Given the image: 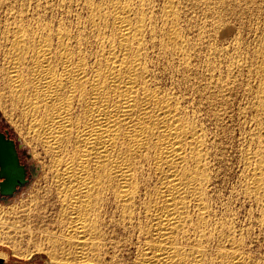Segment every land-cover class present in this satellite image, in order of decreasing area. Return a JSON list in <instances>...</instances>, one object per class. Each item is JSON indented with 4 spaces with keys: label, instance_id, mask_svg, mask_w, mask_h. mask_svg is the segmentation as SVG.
<instances>
[{
    "label": "bare ground",
    "instance_id": "6f19581e",
    "mask_svg": "<svg viewBox=\"0 0 264 264\" xmlns=\"http://www.w3.org/2000/svg\"><path fill=\"white\" fill-rule=\"evenodd\" d=\"M185 1L0 0L1 89L41 164V175L20 199L23 219L77 229L116 220L152 232L158 248L151 257L161 264H204L205 250L192 248L189 261L175 241L191 225L200 239L205 236L221 199V178L236 157L243 198L259 201L264 53L258 52L261 62L255 65L239 60L246 52L238 60L230 55L241 53L242 45L229 53L215 48L220 61L203 66L207 78L197 79L189 61L192 37L181 27ZM209 1L199 3L202 16L219 20V9L255 17L264 7V0ZM213 33L225 36L228 29L215 27ZM256 78L255 101L241 106L254 109V122L237 123L236 136L230 102L238 90L252 95ZM2 220L0 234L19 228ZM222 260L245 264L234 254Z\"/></svg>",
    "mask_w": 264,
    "mask_h": 264
},
{
    "label": "rangeland",
    "instance_id": "374dc122",
    "mask_svg": "<svg viewBox=\"0 0 264 264\" xmlns=\"http://www.w3.org/2000/svg\"><path fill=\"white\" fill-rule=\"evenodd\" d=\"M154 1L155 3L158 2V0H154ZM201 1L203 0H200V2ZM211 1L214 2V0H210L209 2ZM231 1L233 0H227L228 4L231 3ZM185 2L187 4V1ZM185 2H183V4L180 5V9L182 8L181 10L182 13L180 12V15L182 14H184V16L186 15V17H182L183 15L181 16L182 19L186 18L184 20L181 19V23H183L181 24V27L183 28L182 31L184 35H189L190 38L192 37V43H193L194 49L191 48L193 50L191 51L190 49L191 52L188 51L191 53V55L189 53V58H190L189 61L191 60L190 63L192 62L191 64L194 67H196L195 72H197L198 75L197 76L195 75V76L197 79H200L201 81H203V79L207 78V71L202 69L203 66H206V65L211 66L212 64L218 63L220 61L219 58H216L218 56L213 50L215 48L216 49H226V50L228 49V53H229L233 51V50L231 51V49L235 47V44H238L240 46L242 45L243 47L242 46L240 47L242 48L241 53L234 54L232 52V54L230 55L231 56L236 55L235 59H237L238 56H242L246 52L245 53L247 54L246 56L238 57L239 60L241 59L240 60L241 62L242 60L244 62L245 59H246V62L254 63L255 65L261 62V59H258V58H260V56L262 55V52L264 53V50H263L264 43L262 42V40H264V36H263L264 35V7L262 8L260 12L257 13L258 15L256 14L255 17L254 16L250 17L249 15L245 16L235 11L233 12L232 9L230 11L228 10L227 12H223L224 9H219V14H220L219 17H221L222 19V20H219L216 18L217 16H215V14L207 16V18L205 16H202L201 14L202 7L199 6L201 5L199 4L200 2L194 5L192 3H188L187 5L185 4V6H187L188 8L190 7V9L184 6ZM158 3L161 4V0H159ZM188 10H190V12ZM188 15L190 16L187 17ZM187 20L189 22H186ZM184 21H185V25H184ZM221 26L227 27L228 29L227 35L218 36V35H215V33H213V29L215 27H221ZM199 33L202 35V37L201 35L200 36L198 35ZM255 33L259 36H257ZM261 34H262L263 39L261 37ZM259 45L261 46L263 45L262 46L263 49ZM212 50L214 53L212 52ZM259 51H262V52L258 53ZM248 54L250 55L248 56ZM256 54L258 55V57L254 58L253 56H255ZM250 58H251V62L249 61ZM221 64H224V62L222 61ZM258 82L259 81L256 78L254 83H252L254 85L252 86L253 96L251 95L250 90L245 91L246 90L245 89V90H238V92L242 91L241 92L242 94L236 91L238 94L235 93L232 96L234 97L237 94L236 95L237 97H235L237 98L236 100L233 101L234 99L233 98L231 101L232 97L230 98V101H231L230 103L232 105L229 107V109L230 111L232 110L234 111L233 113L232 112L230 113H231V116L233 114L235 116H232L233 119H230V122L234 125H232L230 122H229V125H231V127L235 129L234 133L236 136L239 135L238 134L239 131H237L239 128L237 127L238 129L236 130L237 123H238V126L241 124H244L242 122H245L246 120L250 121L251 116L254 117L253 115L256 114L254 109L251 110L245 107H247L248 103L255 101L254 91H256L257 89L255 87H258ZM244 91L246 95L244 94ZM247 94L249 97H251L250 98L251 100L252 99L254 100L251 101L249 97L247 96ZM244 95L246 97H244ZM4 96L5 94L3 93V90L1 89V83H0V125L6 126L11 131L14 138L17 140V144L20 145V153H21L23 162L27 165L37 166L38 170H37V174L31 179L28 186L20 190L12 199L9 200L8 203H4L0 201V211L1 212L3 211L2 213L0 212V221H3L2 218L6 220V217H7V220H8L7 222L11 221L10 223H12L13 221L14 223L15 221L17 222L15 224L18 225V227L23 230V233H22L21 229L18 228L17 231L15 232L16 234L14 233V231H10L12 232L11 237H10V232L5 233V234H0L3 236L5 235L2 238V240L5 239L4 242L5 243L7 242L5 244L3 241H0V243H2L0 244V260H1L0 264H155V263L161 264L159 260L156 261L157 258L151 257L153 256L152 254L156 252V249L158 248V242L155 241V237L153 236V233L147 231V229L145 231L144 228L139 227V226H131L128 224L125 225V224L116 222V220H110V219L107 220L106 218L103 221L93 226H89V228L86 227V228L77 229L76 227L68 228V226H65V225L61 226L57 224L47 225V224L39 223L32 219L30 220L23 219L26 212H24L25 214L24 213L21 214L18 212L19 205L21 206L20 199L22 198L23 192L28 187H30V185L34 183L37 180V178L41 175V171H40L41 164L39 160L33 156L34 148L25 139L24 131L21 128V123L18 120L16 114L11 112L10 107L6 105L7 103H5ZM241 102L242 104H240ZM237 104H238V107H237ZM243 104H245L244 105L245 107L244 106L241 107ZM241 109H245V110L242 111ZM244 113L246 115L243 116ZM246 122H245V125L250 126L254 122V118H253V121H250L251 123L248 122L250 124H246ZM26 154H28V157L26 156ZM239 163H240L239 158L236 157V160L234 159L232 164L229 166V169H230L228 171L229 174L227 175L224 174L221 178L222 180L220 179L221 180L220 182H222L220 183V198L221 199H219L217 203L214 204V211L212 212V216H213V213L215 216L214 218L212 217V220L215 223L213 222L212 223L213 225H212L211 224L212 220L209 222L208 224L209 227L208 226L206 227L208 230L205 229L206 234L204 237H202L203 239L202 238L200 239V236H198L200 234L198 232L199 230L193 227L192 225L187 227L186 232L183 233V234H186L188 232V234L183 235L184 238L182 234H180L181 236L180 235L178 236L179 238L178 237L176 238L175 242L177 244V247L179 248L178 250L183 251V253L186 254L184 255L188 259H190L189 261L193 260L192 252L195 251V249L201 248L202 251L205 250L203 252L204 264L205 263L206 264H209V263L210 264H224L225 262H223L224 260L222 259H224L227 255H232V254L237 255L241 257L242 259H244L245 264H264V194L261 195V197L259 198V201H258L259 203L255 200L253 201V200H247L243 198L240 192V189H239L240 187V183L238 182L239 180L237 181L238 174L240 173V170H242L240 169L242 167V164H241L242 162L240 164ZM236 190H237V193H236ZM10 208H11V211H10ZM14 210H16V212ZM11 212L13 214L16 213L14 217H12L13 214ZM17 212L19 214H17ZM15 216L16 217L18 216L17 218L19 217H22V218L18 220ZM11 218H14V220ZM19 221L21 223H19ZM25 224L29 226H26ZM19 225H22V226L20 227ZM191 227L193 229L192 231H191ZM42 228L44 230H42ZM47 230L49 231L51 230L50 233H48L49 231ZM13 233L15 234V236ZM17 233H19L18 235L22 233L20 236L22 237L24 235L25 237H22V239H20L19 242H16L12 245V241L14 242L16 239L21 238V237L16 238L18 236ZM9 237L11 238V240ZM198 238L199 240H197ZM154 245H157V247ZM201 245L202 247H199ZM192 248L194 249L193 251H192ZM204 253H205V256H204Z\"/></svg>",
    "mask_w": 264,
    "mask_h": 264
},
{
    "label": "water",
    "instance_id": "95a60500",
    "mask_svg": "<svg viewBox=\"0 0 264 264\" xmlns=\"http://www.w3.org/2000/svg\"><path fill=\"white\" fill-rule=\"evenodd\" d=\"M16 143L0 133V201L4 203H8L20 190L27 187L38 170L37 166L25 167L19 163L20 145Z\"/></svg>",
    "mask_w": 264,
    "mask_h": 264
},
{
    "label": "flooded vegetation",
    "instance_id": "af4514ba",
    "mask_svg": "<svg viewBox=\"0 0 264 264\" xmlns=\"http://www.w3.org/2000/svg\"><path fill=\"white\" fill-rule=\"evenodd\" d=\"M0 133L4 134L5 137L8 138V139L14 140L15 143H16V139L14 138V136H13L12 133H11V131H10L6 126H4V125H0ZM16 144H17V143H16ZM18 157H19V163L22 164V165H24L25 167H27L28 165L25 164V163L23 162V160H22V156H21L20 151H18ZM28 173H29V172L27 171V174H28ZM0 181H1V179H0ZM0 198H2L1 195H0Z\"/></svg>",
    "mask_w": 264,
    "mask_h": 264
}]
</instances>
